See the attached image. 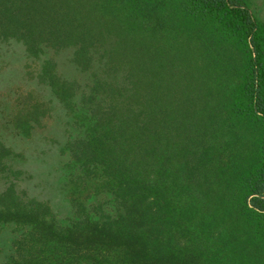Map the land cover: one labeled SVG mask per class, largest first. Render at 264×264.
I'll list each match as a JSON object with an SVG mask.
<instances>
[{
	"label": "trees",
	"instance_id": "trees-1",
	"mask_svg": "<svg viewBox=\"0 0 264 264\" xmlns=\"http://www.w3.org/2000/svg\"><path fill=\"white\" fill-rule=\"evenodd\" d=\"M0 38L37 56L73 47L81 88L66 149L102 203L58 223L12 179L0 227L25 228L6 264H264V21L249 0H0ZM0 140V173L16 176ZM83 184V183H82Z\"/></svg>",
	"mask_w": 264,
	"mask_h": 264
},
{
	"label": "rangeland",
	"instance_id": "rangeland-1",
	"mask_svg": "<svg viewBox=\"0 0 264 264\" xmlns=\"http://www.w3.org/2000/svg\"><path fill=\"white\" fill-rule=\"evenodd\" d=\"M249 8L264 21V0H249ZM73 52V47H45L33 56L21 42L0 38V140L12 151L6 163L16 171L11 177L0 173V187L12 179L26 197L46 202L62 225L74 219L72 199L86 205L102 203L110 213L114 209L109 193L94 194L95 182L78 178L80 165L72 161L66 149L69 140L83 134L74 118L79 96L72 101L74 108H68L54 95L48 78L40 80L46 62L52 61L53 73L77 80L84 89L91 73L72 62ZM24 231L13 223L0 227V264L15 254V242Z\"/></svg>",
	"mask_w": 264,
	"mask_h": 264
}]
</instances>
